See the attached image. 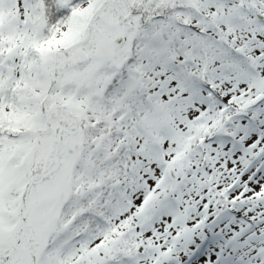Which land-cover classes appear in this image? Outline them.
Masks as SVG:
<instances>
[{
	"label": "snow or ice",
	"instance_id": "1",
	"mask_svg": "<svg viewBox=\"0 0 264 264\" xmlns=\"http://www.w3.org/2000/svg\"><path fill=\"white\" fill-rule=\"evenodd\" d=\"M0 264H264V0H0Z\"/></svg>",
	"mask_w": 264,
	"mask_h": 264
}]
</instances>
